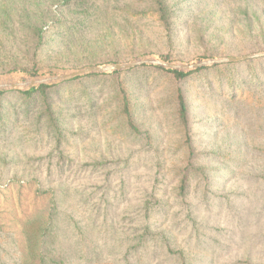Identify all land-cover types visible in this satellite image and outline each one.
I'll return each mask as SVG.
<instances>
[{"label": "rangeland", "instance_id": "374dc122", "mask_svg": "<svg viewBox=\"0 0 264 264\" xmlns=\"http://www.w3.org/2000/svg\"><path fill=\"white\" fill-rule=\"evenodd\" d=\"M15 1L0 0V75L14 71L37 75L56 67L55 54L62 47L46 28L49 41L36 58L40 68L21 70L30 67L28 59L35 55L32 50L27 56L24 7L20 2L16 7ZM172 1L180 18L174 26V42L169 43L152 21H130L122 28L121 9L130 0H104V17L107 14L106 22L113 28L119 56L108 47L97 55L111 58L101 56L95 65L151 55L190 64L264 52L242 50L249 38L224 36L223 41L216 31L229 25L241 9L264 11V0ZM7 7H11L8 14ZM194 26L209 30L200 38L192 32ZM97 34L92 31L88 38ZM167 55L169 60L164 59ZM60 62L62 67L56 68L88 66L73 55ZM13 63L19 65L17 70L7 71ZM131 70L118 73L138 134L128 130L117 110L114 84L76 82L74 88L88 85L93 104L60 107L57 114L62 121H36L37 108L27 120L21 111L18 116L13 112L20 109L18 95L3 99L1 106L8 116L0 118V263L17 264L23 257L24 219L44 214L50 204L48 198H36L26 184L50 176L61 201L59 219L61 223L71 219L60 235L69 264H264V87H249L245 97L231 100L213 87L224 84L214 72L182 82L196 162L202 167L177 177V170L186 167L187 153L179 147L183 135L172 96L176 85L163 73ZM240 77L248 79L249 74ZM259 78L264 79V71ZM68 89L58 90L54 101L60 103ZM185 175L190 176L189 184L182 190ZM20 186H25L21 196ZM157 200L160 207L154 204ZM148 201L154 210L145 217ZM142 223L150 224L155 233L163 231L166 239H149L133 248L135 228Z\"/></svg>", "mask_w": 264, "mask_h": 264}, {"label": "trees", "instance_id": "16d2710c", "mask_svg": "<svg viewBox=\"0 0 264 264\" xmlns=\"http://www.w3.org/2000/svg\"><path fill=\"white\" fill-rule=\"evenodd\" d=\"M103 1L104 0H16L15 6L17 2H20L24 7L21 11V16L26 19L25 27L27 29L29 46L27 56H30L32 50L35 55L34 58L28 59L30 67H23L21 70L28 72L37 71L40 68L36 58L39 50L49 41V32L46 28H51L50 34L55 35L53 38L54 42L60 44L62 47V51L55 54V58L59 60L54 64L56 67H62L63 64L60 61L65 59L66 56L71 55L75 56L76 60L81 62L80 64L85 63L88 66L95 65L101 56L111 58L109 55H97L99 51H104L108 47L115 55L119 56V51L117 50L119 45L115 43L116 37H114L113 28L107 24V14L104 17L105 11L102 9V6H104ZM8 10H11V7H7L6 14L9 13ZM18 11L20 15V10ZM239 11L240 12L233 14L229 25L216 30L221 34L219 39L224 41V36L234 40L249 38L250 43L244 44L242 50H264V11L254 8L241 9ZM121 13L123 21L125 22V26L122 25L123 29H126L125 27H127L130 21H152L158 27L166 41L169 43L174 42V26L180 16L172 0H130V2L126 3L125 7L121 9ZM206 28L207 27L201 29V27L194 26L192 32L200 38H203L209 30ZM92 31L98 32L95 39L88 38L89 33ZM216 35L217 34H214V36ZM169 58V55L164 57L166 60H169ZM13 64L14 67L7 71L17 70L19 65L16 63ZM139 70L151 71L159 74L163 73L169 81H173L176 85L173 88L172 96L176 104L178 124L183 135L182 144L179 147L181 149L185 148L184 150H186L185 152L187 153L184 155L185 159H183V164H185L186 167L177 170V177H181L185 170L188 173H192L201 170L202 167V165L196 162L193 146L194 142L191 135L190 109L185 91L182 87V82H187L191 77L199 73L214 72L220 79H224V84H218L213 87L231 100H235L238 97H245L248 93L247 88L249 87L255 86L258 89H263L264 87V79L259 78L260 75H263L264 58L216 65L209 68H202L191 73L168 71L155 66H141L132 69L130 72ZM243 72L249 74L248 79L240 77ZM121 75V73H114L111 75H89L60 85H43L38 89H33L28 92L0 93V118L8 116L6 109L3 110L1 102L4 98L16 94L19 96L20 109L16 108L15 111H13L15 115L18 116L21 111L24 118L30 120L32 111L37 108L40 112L37 115L36 121H42L43 119H47V121H62L57 114V110L60 107L78 102L90 106L93 104L92 95L88 92V85H81L78 88H74L76 82L82 84L87 80H93L98 81L102 86H104L105 83H110L118 88L117 110L125 119L124 124L127 126L128 130L138 134L140 130L135 124L132 106L122 84ZM63 87H70L64 94L65 98L61 99L60 103L54 101L52 96ZM213 87L210 85L209 89L214 90ZM110 162L112 163L113 161ZM118 163L119 161H117L116 164ZM17 177L18 175H15L14 178ZM189 178V175L183 177L181 181L182 190L189 184ZM50 179V176L44 179L45 181L33 179L32 184H26V186L33 188V193L36 198H45V200L48 198L50 204L48 210H46L44 214H37L29 220L24 219L21 235H23L24 239L23 246L25 247V253L23 257L21 254V257L17 260V264H69V260L60 246V235L61 231L67 228L68 224L71 223V219L66 223H61L59 219L61 215L59 203L61 201L58 199V189L56 187L54 188L53 182L50 181ZM27 181L32 180L27 179ZM46 182L50 183L47 188L45 187ZM23 189H25V186H20V196ZM154 204L158 207L161 205L158 200L154 202ZM144 206V216L149 217L151 211L154 209H152L149 201L146 202ZM135 230L137 233H135L133 240H135L136 244H133V248H140L149 239L160 238L161 236L164 237V240L166 239L163 231L155 233L150 224L142 223L140 226L137 225ZM0 235H3V232H1ZM1 247L0 245V249ZM0 261L3 262L1 257Z\"/></svg>", "mask_w": 264, "mask_h": 264}, {"label": "water", "instance_id": "95a60500", "mask_svg": "<svg viewBox=\"0 0 264 264\" xmlns=\"http://www.w3.org/2000/svg\"><path fill=\"white\" fill-rule=\"evenodd\" d=\"M264 58L263 53H256L242 57H223L202 59L190 64H177L164 61L155 56H143L128 63L102 64L86 66L78 69L46 68L37 75H28L22 72H10L0 75V93L22 91L28 92L43 85L54 86L89 75H111L129 71L141 66H157L165 70L191 73L202 68H209L227 63H239L247 60Z\"/></svg>", "mask_w": 264, "mask_h": 264}]
</instances>
